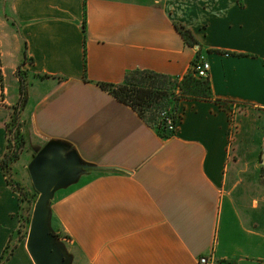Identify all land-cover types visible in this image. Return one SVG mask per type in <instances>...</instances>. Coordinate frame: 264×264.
I'll return each instance as SVG.
<instances>
[{
  "label": "crops",
  "instance_id": "crops-1",
  "mask_svg": "<svg viewBox=\"0 0 264 264\" xmlns=\"http://www.w3.org/2000/svg\"><path fill=\"white\" fill-rule=\"evenodd\" d=\"M7 5L20 28L0 24L15 52L11 65L0 50V161L20 66L30 88L13 180L15 167L28 168L50 147L85 167L47 204L63 264H198L202 256L264 264V0ZM175 24L188 28L199 48L189 47ZM197 56L209 64L211 99L180 100L169 138L97 86L121 84L134 70L182 77ZM21 204L0 162V259L12 247L4 264H34L21 235Z\"/></svg>",
  "mask_w": 264,
  "mask_h": 264
},
{
  "label": "trees",
  "instance_id": "trees-1",
  "mask_svg": "<svg viewBox=\"0 0 264 264\" xmlns=\"http://www.w3.org/2000/svg\"><path fill=\"white\" fill-rule=\"evenodd\" d=\"M85 26V21H83L82 30L84 34ZM174 27L189 47L199 48V44L195 36L188 28L180 24H175ZM23 54L25 56V50L23 51ZM197 60L198 56L195 57L192 65H194ZM18 78L20 82L18 107L14 109V113L11 115L10 121L6 124L8 146L7 151L1 158L0 162L9 186L19 193L20 188L15 184L13 185L9 180L10 176L12 178V165L17 162L19 158V151L25 144L23 137L20 135V113L23 109L22 107H24L23 105L25 104L26 87L22 76L18 75ZM169 80L179 84L180 95L176 98L177 102L181 99H211V91L208 80L201 81L196 78L193 74L192 68L182 77H169L148 70H134L125 74L124 80L121 84L114 85L108 83H97V86L109 93L120 103L130 107L141 119L148 122L146 120V114L153 109L159 108V103L163 100H165L168 104V101L172 99V96H174L173 91L166 87V81ZM177 104L171 109V112L168 113V117L173 120V123H176ZM148 123L151 124V126H154L156 133L160 137L169 138L172 135V132L167 130L164 121ZM11 253L12 247H8L1 256L0 264H4Z\"/></svg>",
  "mask_w": 264,
  "mask_h": 264
},
{
  "label": "water",
  "instance_id": "water-1",
  "mask_svg": "<svg viewBox=\"0 0 264 264\" xmlns=\"http://www.w3.org/2000/svg\"><path fill=\"white\" fill-rule=\"evenodd\" d=\"M63 153V150L50 147L38 153L27 168L33 188L39 194L26 240V249L34 264H63L60 252L53 245L54 236L48 229L47 204L53 191L68 183L76 169L85 168L72 155L65 157ZM260 164L264 167V148Z\"/></svg>",
  "mask_w": 264,
  "mask_h": 264
},
{
  "label": "rangeland",
  "instance_id": "rangeland-1",
  "mask_svg": "<svg viewBox=\"0 0 264 264\" xmlns=\"http://www.w3.org/2000/svg\"><path fill=\"white\" fill-rule=\"evenodd\" d=\"M7 1L8 0H0V24L1 23H7V25L9 27H11L13 30H18V28H20L18 26V24L13 21L10 16L8 15V5H7ZM149 1V0H148ZM12 20V21H11ZM2 27L0 26V36L5 37V41L0 39V50H5L6 54H7V59H11L10 62L14 61L13 60V55H14V44L10 39V34L8 32H2ZM199 59V58H198ZM10 63L11 65L13 63ZM12 71V70H11ZM18 75L22 76V78L24 79V83H25V87H26V99H25V104L23 106L26 105L27 100H28V90L30 88L27 76L25 74V72H23V70H21V67L18 66L16 72ZM201 80V79H200ZM204 81V80H201ZM167 85L166 87L169 88L171 91H173L174 96H172V99H170L168 101V104L165 102V100H163L162 102L159 103V108L157 109H153L151 110L149 113L146 114V120L148 122H161V118H162V113H170L171 109L179 102L176 101V98L180 95V87L179 84L169 80L166 81ZM181 100H185V99H181ZM18 101H19V97L18 100L16 102V105L13 107V112L14 113V109H16L18 107ZM24 108V107H22ZM237 110V109H236ZM22 111V110H21ZM241 112L240 111H236L233 113L232 117H231V127L229 130V139L233 138L237 133H238V126L236 124V115H238V113ZM11 114V115H12ZM21 121V119H20ZM23 127L22 122H20V135L21 137H23L24 140V133L21 132V128ZM22 152V150H21ZM260 158V156H259ZM25 163H21L19 164L17 167H15L17 173H18V182H15V180H13V178H11V176L9 177V180L11 181V183L14 185H17L20 188V192L19 195L21 197L22 200V212H23V220H21L22 222V229H21V235L25 236L26 240H27V236H28V232H29V227H30V221H31V217L33 214V210L34 207L36 205V202L39 198V194L35 191V189L33 188L29 173H28V169L27 167L24 166ZM264 170V168H263ZM35 191V192H34ZM63 239H65L66 241H68V239L66 237H62Z\"/></svg>",
  "mask_w": 264,
  "mask_h": 264
},
{
  "label": "built area",
  "instance_id": "built-area-1",
  "mask_svg": "<svg viewBox=\"0 0 264 264\" xmlns=\"http://www.w3.org/2000/svg\"><path fill=\"white\" fill-rule=\"evenodd\" d=\"M193 74L196 78L201 80H208L209 64L202 59H198L194 65H192ZM168 113H162L161 121H164L166 128L172 134L176 130L177 121L173 123V120L168 117ZM198 264H215L210 256H202L198 259Z\"/></svg>",
  "mask_w": 264,
  "mask_h": 264
}]
</instances>
